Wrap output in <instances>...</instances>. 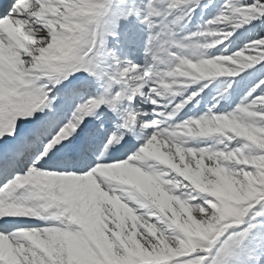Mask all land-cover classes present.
Returning a JSON list of instances; mask_svg holds the SVG:
<instances>
[{"label":"snow or ice","instance_id":"snow-or-ice-1","mask_svg":"<svg viewBox=\"0 0 264 264\" xmlns=\"http://www.w3.org/2000/svg\"><path fill=\"white\" fill-rule=\"evenodd\" d=\"M0 264H264V0L0 8Z\"/></svg>","mask_w":264,"mask_h":264},{"label":"bare ground","instance_id":"bare-ground-1","mask_svg":"<svg viewBox=\"0 0 264 264\" xmlns=\"http://www.w3.org/2000/svg\"><path fill=\"white\" fill-rule=\"evenodd\" d=\"M2 1H3V0H0V5H2V4H1V3H2Z\"/></svg>","mask_w":264,"mask_h":264}]
</instances>
